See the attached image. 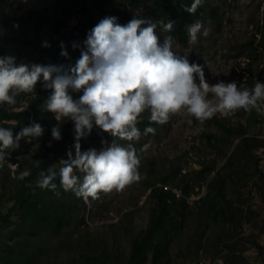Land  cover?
I'll list each match as a JSON object with an SVG mask.
<instances>
[{
    "label": "rangeland",
    "instance_id": "374dc122",
    "mask_svg": "<svg viewBox=\"0 0 264 264\" xmlns=\"http://www.w3.org/2000/svg\"><path fill=\"white\" fill-rule=\"evenodd\" d=\"M2 2L9 20V27L5 33L7 36L14 34L20 39H17L21 54L18 64H39L36 60L39 51L31 44L26 45L24 43L26 39L30 41L54 30L55 24L60 21L65 22L60 28V32H64L71 25L86 23L88 16L91 17V27L106 17L91 0H44L40 6L32 5L30 0ZM200 6L204 10L203 16L193 22L201 21L204 27L209 29V34L205 37L202 29L197 41L190 42L188 36L186 45L173 40L172 51L177 56L186 57L190 63L201 65L209 84L235 81L237 86L243 89L245 87L243 81L247 79L245 67L249 61L246 45L250 42L255 45L260 37L258 31L264 17V0H202ZM45 8L47 21L37 33L31 32L30 24L23 30L19 29L21 19L27 20L31 12ZM102 8L108 10L111 4L105 3ZM211 9L214 15L210 13ZM132 11L133 18L150 20L157 24L156 34L162 44L167 35L161 22H165L163 19L153 18L150 4L133 8ZM46 41L49 48L55 49L52 40ZM83 42L84 39L79 38L76 44ZM16 52V50L7 52L6 56H14ZM77 59H72V63L64 62L63 65H74ZM263 59L264 54L257 60L259 73L264 71ZM253 66L256 69L255 63ZM208 98L213 99L211 94ZM15 99V106L9 108L5 105L2 108L7 112L27 108L26 96L23 93L17 94ZM243 112L240 119L246 125V135L257 137L262 145L250 153L240 148L236 149L241 144L240 137L224 139L221 129L211 119L200 122L188 116L184 110L170 115L165 124H158L155 135H141L136 141V149L140 154L139 172L145 178L127 186L123 191L100 193L99 198L95 200L89 198L85 202L87 210L82 212L86 224L74 228L70 238L62 239L61 243L48 244L50 241L46 237H33L29 244L42 247L35 263L86 264L84 256H89L93 259L104 258L103 264H123L130 251L131 237L137 235L148 223L152 201L148 197L150 189L146 188V183L157 181V184L161 185L164 176L176 173L173 178L177 180L180 174L185 173L189 185L193 186L198 182L194 173L196 169L214 163V170L205 180L189 189L191 192L187 201L192 213L186 216L183 229L170 246L171 264H199L201 259H206L210 264H264V179L255 172L256 162L264 175V119H261V115L258 122L253 123L250 118L249 123L244 121V118L250 117L251 114ZM215 116L223 115L217 113ZM190 119L191 124L188 123ZM7 122L20 130L21 126L15 120ZM236 122L235 118L229 117L230 124ZM57 125L60 127L61 123L54 126ZM94 129L100 131L95 126ZM53 140L49 135L48 144ZM113 140L122 146L128 144L125 140L112 137L109 142L104 141L102 149L107 148ZM19 145L18 149L25 154L17 155L16 158L25 164L27 151L30 155L27 157V163H30L39 142L25 138L19 141ZM145 145L148 147L141 151ZM230 155H233V161L230 165L224 166ZM7 165L10 176L6 181L9 183L16 164L7 160ZM226 171H230L233 179L226 181V199L213 197L208 190L207 182L217 173L225 174ZM166 185L168 189L171 187L169 183ZM173 189L180 193L179 189ZM210 199L216 204L215 209L223 204L229 206L227 213L231 214L230 220L224 221L221 215L217 218L215 211L208 209L206 202ZM11 204V201L3 198L0 212L6 213ZM129 211L133 214L124 217ZM11 217L13 220L16 219L14 214ZM195 234L202 237L196 255L193 252ZM105 253L108 255L105 256ZM230 255L231 261L228 260ZM92 263L96 261L93 260Z\"/></svg>",
    "mask_w": 264,
    "mask_h": 264
},
{
    "label": "clouds",
    "instance_id": "9594fccd",
    "mask_svg": "<svg viewBox=\"0 0 264 264\" xmlns=\"http://www.w3.org/2000/svg\"><path fill=\"white\" fill-rule=\"evenodd\" d=\"M201 3L193 0L184 10L195 14ZM161 23L164 32L174 28L173 21ZM156 28V23L141 18L134 17L122 25L116 17H105L88 32L74 65L18 64L12 55L0 56V107L15 106L17 94L34 93L42 77L43 87L51 90L42 109L53 113L56 121L67 119L74 126V152L67 151V159L59 160L58 173L53 168L42 170L25 187L55 192L57 184L53 181L58 175L63 191H71L87 202L89 198L98 199L100 193L120 192L144 179L139 172L140 157L131 142L140 139L137 125L145 112L149 113V124L160 125L182 110L200 122L217 113L230 117L239 110L248 114L255 110L264 116V83L256 81L253 87L243 89L235 81L209 84L201 65L172 51V36H165L160 43ZM202 29L206 37L209 29L201 21L188 26L190 42L197 41ZM42 46L49 45L45 41ZM60 55L67 57L68 53L62 48ZM73 94L78 95L74 98ZM94 126L129 143L122 146L113 140L100 151H82L80 141ZM155 132L154 127L144 128V135ZM43 134V126L36 122L22 127L15 136L10 128L0 127V166L10 150L19 148L21 139L31 141ZM51 137L57 141L62 138L58 125L51 128ZM35 167H40L39 160ZM29 176L31 170L25 169L16 178L25 180Z\"/></svg>",
    "mask_w": 264,
    "mask_h": 264
},
{
    "label": "trees",
    "instance_id": "16d2710c",
    "mask_svg": "<svg viewBox=\"0 0 264 264\" xmlns=\"http://www.w3.org/2000/svg\"><path fill=\"white\" fill-rule=\"evenodd\" d=\"M91 2L106 17H116L117 22L122 25L133 19V8L150 4L151 14L154 19H163L165 23L169 20L174 22L173 30L166 32V35L172 36L173 40L182 45H186L188 42V26L194 20L202 17L204 13L201 6L197 8L195 14H189L184 10L186 7L191 6L193 0H91ZM105 3L111 4V8L104 10L102 5ZM45 10L46 8L33 11L29 19H21L19 29L23 30L30 24L32 25L31 32L37 33L43 23L47 21ZM210 13L212 15L215 14L213 9L210 10ZM31 18L33 19L32 21ZM15 20L17 21L18 19ZM8 22L3 2L0 0V56H6L7 52L16 50L17 52L14 57L16 62H18L21 54L17 43L20 39L15 37L14 34L13 36L6 35L5 32L9 27ZM64 25L65 22L60 21L55 24L54 30L48 31L44 35L35 37L30 41H27V39L24 41L26 45L31 44L39 51L36 59L39 65H63L64 62L72 63V59L79 58L84 45L76 43L79 38L85 40L88 32L93 28L91 27V17L88 16L86 23L81 22L71 25L67 31L60 32V28ZM258 34L260 37L255 45L253 42L246 45L249 61L245 67L247 79L243 81V84L249 88L253 87L256 81L264 83V71L261 73L257 72L259 64L257 60L264 54V17ZM48 39L52 40L55 49L41 46L42 42ZM62 48L67 51V57L60 55ZM254 63L256 64V69L253 66ZM50 91L43 87L41 77L35 86L34 93H23L26 96V109L23 111L7 112L0 107V127L10 128L14 136L22 127L29 126L33 122L40 123L44 128L43 136L33 140V142H39V145L32 155L33 160L30 163H27V157L30 156L27 151L26 163L19 162L16 156L24 155L25 152L15 149L10 150V156L0 166V203L3 198L6 201L12 202L6 213L2 214L0 212V264H36L35 260L42 251V247H35L31 243L29 244L33 237H46L50 241L48 244H51V242L59 244L62 242V239L70 238L74 232V228L86 224L84 215L82 214L83 211L87 210L85 200L77 198L71 191H63L59 185L58 175L56 180L53 181L57 184L55 192L39 188L33 191L25 187L26 184L33 183L37 179L38 173L42 170L46 171L48 168H53L58 173L61 166L59 160L67 159V151L72 150L74 152L72 148L74 143V126L72 121L63 120L58 122L53 113L44 111L41 107L48 95H50ZM73 95L75 98L78 94ZM243 113L242 110H239L235 115L230 116L237 120L235 124H230L229 117L225 116H213L211 120L221 129L224 139L229 140L233 136L240 137L241 144L236 149L240 148L250 153L262 145L261 140L257 139V137L246 135V125L240 119L243 117ZM148 116L149 114L143 113L141 122L137 125L141 135H144V128L147 126L154 127L157 130L158 124H149ZM260 116L253 110L250 117L244 118V121L251 123L250 118H252V122L255 123L260 120ZM261 119H264V116ZM8 120H15L21 126L20 130H17L13 124L8 123ZM57 123H61L59 128L62 138L59 141L53 140L51 144H48L47 140L48 136L51 135V128ZM111 138L109 134L101 130L98 133L93 127L90 135L81 139V150L94 148L100 151L104 141L109 142ZM131 143L136 148V141ZM137 154L140 157L138 150ZM7 160L16 164L13 170L14 175L10 178L9 183L6 181V178L10 176ZM36 160L40 161L39 168L35 167ZM232 161L233 155L228 156L224 166L230 165ZM25 169L31 170V176L25 180H18L16 177L19 175V172ZM213 170L214 163H208L200 169H196L194 173L198 182L193 186L189 185L185 173L180 174L177 180L173 178L176 173L172 176L166 175L162 178L161 185L157 184V181H146V188L150 189L148 197L152 201L148 223L137 235L131 237L130 251L123 264H171L170 246L183 229L186 216L192 213V208H190L187 201V197L191 192L189 189L198 186L199 182L204 181L206 176ZM255 172L264 179V175L256 162ZM77 174L80 175L79 173ZM227 180L233 181L230 171H226L225 174L217 173L211 181L207 182L208 190L212 193L213 197L217 196L226 199ZM167 183L171 184V187L164 189L163 186ZM173 188L179 189L180 194L178 196L172 190ZM206 204L208 205V209L215 211L214 214L217 218L221 215L224 221L230 220L231 214L227 213L229 206L223 204L218 209H215L216 204L211 199ZM12 214L16 216V219H12ZM132 214L133 212L131 211L126 212L124 217ZM201 240V235L195 234V247L193 249L195 255L198 254ZM106 255L108 253H105ZM84 258L87 260L86 264H103L102 261L105 260L99 257L93 259V257L89 256H84ZM93 260L96 263H92ZM228 260H232V255H230ZM72 264H75V262Z\"/></svg>",
    "mask_w": 264,
    "mask_h": 264
},
{
    "label": "built area",
    "instance_id": "2783aa9c",
    "mask_svg": "<svg viewBox=\"0 0 264 264\" xmlns=\"http://www.w3.org/2000/svg\"><path fill=\"white\" fill-rule=\"evenodd\" d=\"M163 188H164V189H167L168 186H167V185H164ZM172 190L175 192V194H176L177 196L179 195V192H178V191H176L175 189H172ZM199 264H210V263H209V261H207L206 259H201V260H199ZM213 264H214V263H213Z\"/></svg>",
    "mask_w": 264,
    "mask_h": 264
},
{
    "label": "bare ground",
    "instance_id": "6f19581e",
    "mask_svg": "<svg viewBox=\"0 0 264 264\" xmlns=\"http://www.w3.org/2000/svg\"><path fill=\"white\" fill-rule=\"evenodd\" d=\"M30 2L34 6H40V5H42L44 3V0H30Z\"/></svg>",
    "mask_w": 264,
    "mask_h": 264
}]
</instances>
